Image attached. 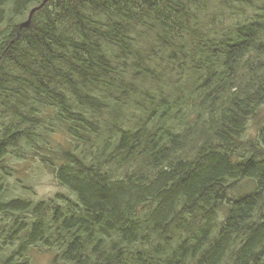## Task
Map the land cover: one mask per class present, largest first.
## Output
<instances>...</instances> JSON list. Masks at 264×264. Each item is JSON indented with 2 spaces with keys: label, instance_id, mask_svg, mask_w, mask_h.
<instances>
[{
  "label": "trees",
  "instance_id": "16d2710c",
  "mask_svg": "<svg viewBox=\"0 0 264 264\" xmlns=\"http://www.w3.org/2000/svg\"><path fill=\"white\" fill-rule=\"evenodd\" d=\"M4 28L0 168L24 143L74 199L5 202L0 180V264L41 241L68 264H264V0H49Z\"/></svg>",
  "mask_w": 264,
  "mask_h": 264
},
{
  "label": "rangeland",
  "instance_id": "374dc122",
  "mask_svg": "<svg viewBox=\"0 0 264 264\" xmlns=\"http://www.w3.org/2000/svg\"><path fill=\"white\" fill-rule=\"evenodd\" d=\"M6 1L3 3H6ZM5 6L6 12L9 14L8 16L6 14L7 17L5 22H7L8 19L13 15L11 12L13 11V7L7 6V4H5ZM32 7L33 6L29 7L25 11V16ZM8 11L10 13H8ZM18 19L19 20L13 23L19 24L24 18ZM30 22L31 20L29 23ZM8 29L11 28H0V38L2 36L1 34H4ZM5 123L6 121L0 116V131L2 129V125ZM260 128L261 127L256 119L251 120L248 123L245 139L251 140L257 144L260 136ZM52 135L53 137L51 142H63V135H58V133H54ZM21 151L22 154L16 151L10 153L6 160L8 161L7 167L5 166L4 169L0 168V180L2 181V188L4 191V194H2L3 200L5 202H9L20 199L31 204H36L42 201L50 202V204L55 203L58 205L62 211H66L68 205L67 201H73L74 196L71 195V193L66 188L59 185L55 179V176L51 174L49 170L42 164L41 157L36 156L34 152L30 154L24 143L21 144ZM23 154L29 157L30 161L24 162L22 160L23 158H21L24 156ZM45 155L46 154H44L43 157ZM10 168L12 170H8ZM5 170H7V172H5ZM253 190L254 187L251 184H248L247 180H245L239 183L231 196L232 198H234L233 196L240 197ZM59 195L62 198H59ZM48 216H51L50 212H48ZM32 220V215L28 214L24 222L27 225H30ZM24 238L25 236L22 235L21 239L10 245L3 253H1L2 257L4 258L9 256L13 252H20V247L21 245H24L25 242ZM21 253L23 254V257L19 258V264H23L25 262H27V264H68L64 261L62 253L58 248L47 246V243H44V241H41L36 245L34 243L26 246V249L21 251Z\"/></svg>",
  "mask_w": 264,
  "mask_h": 264
},
{
  "label": "flooded vegetation",
  "instance_id": "af4514ba",
  "mask_svg": "<svg viewBox=\"0 0 264 264\" xmlns=\"http://www.w3.org/2000/svg\"><path fill=\"white\" fill-rule=\"evenodd\" d=\"M42 2H43V0H42ZM42 2H41V3H42ZM46 3H47V2H46ZM5 4H6V3L1 4V7H3V6L6 7ZM7 6H10V5H7ZM36 6H39V5H36ZM36 6H34V7H36ZM34 7H32V8L27 12L26 16H25V12H24V13H20L19 15H14V14H13L12 17H10V18L8 19L7 22L4 21V23L2 24V26H3V27H19V26H22V24L28 19L31 10H32ZM33 15H34V14H33ZM18 18H20V19L24 18V19H23V21H21L19 24H15V23H13V22L19 20Z\"/></svg>",
  "mask_w": 264,
  "mask_h": 264
},
{
  "label": "bare ground",
  "instance_id": "6f19581e",
  "mask_svg": "<svg viewBox=\"0 0 264 264\" xmlns=\"http://www.w3.org/2000/svg\"><path fill=\"white\" fill-rule=\"evenodd\" d=\"M48 1H49V0H48ZM48 1H47V2H48ZM45 3H46V2H45ZM45 3H44V0H43V2H42L39 6L34 7L33 9L36 8L35 12L38 11V10H39V9L45 4ZM33 9H32V10H33ZM32 10H31V11H32ZM35 12H34V13H35ZM30 13H31V12H30ZM34 13H33V14H34ZM33 14H32V15L29 14V17H28V18L31 17V19H32ZM31 19H30V20H31ZM27 20H28V19H27ZM28 25H29V23L26 24V22H24V23L22 24V26H19V27H25V26H28Z\"/></svg>",
  "mask_w": 264,
  "mask_h": 264
},
{
  "label": "water",
  "instance_id": "95a60500",
  "mask_svg": "<svg viewBox=\"0 0 264 264\" xmlns=\"http://www.w3.org/2000/svg\"><path fill=\"white\" fill-rule=\"evenodd\" d=\"M47 1H48V0H44V3H45V2H47ZM35 10H36V8H35V9H33V10L31 11L30 15H32V14L35 12ZM30 19H31V17H30V18H28V20L26 21V24H28V23H29Z\"/></svg>",
  "mask_w": 264,
  "mask_h": 264
}]
</instances>
